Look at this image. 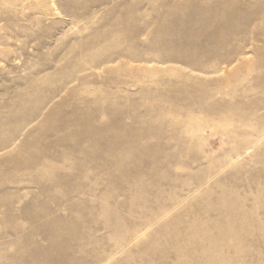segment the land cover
<instances>
[{
	"label": "rangeland",
	"instance_id": "1",
	"mask_svg": "<svg viewBox=\"0 0 264 264\" xmlns=\"http://www.w3.org/2000/svg\"><path fill=\"white\" fill-rule=\"evenodd\" d=\"M0 264H264V0H0Z\"/></svg>",
	"mask_w": 264,
	"mask_h": 264
}]
</instances>
